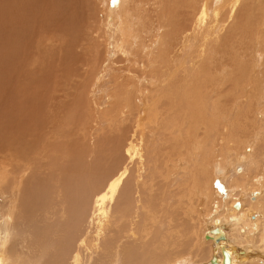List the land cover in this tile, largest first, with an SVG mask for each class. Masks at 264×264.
I'll use <instances>...</instances> for the list:
<instances>
[{
  "label": "bare ground",
  "instance_id": "6f19581e",
  "mask_svg": "<svg viewBox=\"0 0 264 264\" xmlns=\"http://www.w3.org/2000/svg\"><path fill=\"white\" fill-rule=\"evenodd\" d=\"M190 1L192 3V0ZM224 1L215 0L216 4L211 5L209 0H204L199 11L195 9L194 3L188 4L189 6L193 5L192 9L198 23L193 29H184V33L194 36L200 25L204 24L201 31L206 45L197 47L191 43L189 36H181V38L190 45V49L195 53L194 58L199 57L201 63L208 58L210 50H219L224 45L221 40L222 35L229 29L232 30L230 34L238 31L237 22L243 20H238L239 16L236 14L241 0H227L229 6L226 13L217 10L220 4L223 6ZM247 1H251L252 4L254 0ZM77 2V0H0V14L6 15L7 22V31L0 34V40L5 39L3 40L5 44L0 43V48L3 49L1 46H6V44L8 47V50L5 49V53L1 52L0 54H5V57L8 56L7 59L11 67L14 64L20 65L24 61V64H27L26 62L31 58L35 59L38 57L37 54H40L44 48L49 47L47 43L50 42V48L56 45L55 53H58L57 56L53 55L58 58L53 68L56 70L58 65L61 66V68H58V66L55 71L58 75H60L59 73L62 68L64 69V66L68 67L70 65L71 56L74 54L72 57H75L76 53L79 52V56L76 57L78 61H75L78 64L76 67L74 66V72L78 73L82 69L87 75L94 73L95 75H92L98 76L96 77L98 82L100 81L99 78L102 77V70L103 73L107 72V74L116 73L118 75L108 76L112 77L111 79L114 81L112 85L119 86L115 90L118 101L117 107L112 110L109 109L107 113L101 115V118L98 116L93 118L96 123H108L110 131L106 134L102 130L104 132L101 134L98 143H103V146L96 145V147L90 149V151L95 152V155L86 151L87 156L83 154V151L87 148L82 147L78 150V146L72 142L75 136L74 131L71 132V130H74L75 124V120H73L75 108H69V104H71L69 102L66 106L62 102L63 107L67 110L62 109L61 105L58 106V102L61 104L59 99L63 97V94L61 95L59 90L55 91V96L54 93H50L53 90L50 87L51 81H47L48 83L35 89L23 90L16 100L14 99L16 97L13 98V101H10L12 99L10 98L11 95L9 96L11 91H8L6 101V96L1 99L0 95V104L2 108L5 106L4 115L0 112V264H187L191 260L189 254L199 255L202 261L206 260L198 264H211L214 255L219 263L223 262L224 249L230 255L231 264H251L256 259H260L261 264H264V254L259 251V249L264 251V170L262 169L264 150L261 149L262 152L257 154L252 145L247 147L244 145L245 149H240L237 152L238 159L235 160L238 162H235L233 167L229 168L230 172L227 171V175H221L220 164L217 167L215 166L219 168V171L217 170L218 174L220 173L219 178L215 180L218 184V188H216L219 191V194L218 191L215 194L216 196L219 195L217 197L220 201L217 198L218 201L215 206L212 207L210 204L212 207L211 212L205 218L203 216L205 225H202L205 227L204 229L201 228L202 233H197L194 236L190 234V229L186 225L187 221L179 217V214H171L172 216L168 217L170 219L166 217L165 213H162L163 218L157 216L156 202L158 196L155 191L158 183L154 181L153 177L155 170L161 168L162 159L159 158L161 149H165L168 142L171 143L168 145L170 149L178 145L179 143H175L174 140L179 141V138L174 137L183 134L184 130L188 131L187 125H190L188 118H191L189 114L199 116L202 115V110L206 111L208 109L207 107L217 110L222 103H226L229 107L231 104L248 101H251V104L262 106L264 109V73L261 74L253 67L252 72L247 71L245 75L246 83L238 87L231 59L230 64H222L224 67L220 70V75L214 73L208 75L212 67L202 65H200L199 72H197L198 64L193 61L192 69L178 76V83L170 78L171 80L166 85L168 88L180 85L182 91L191 90L183 94L162 90L164 94L159 97L164 98L162 105H153V102L150 105L151 107L147 105V107L152 108V110L150 109L151 113L148 114L154 117V121H160V123L157 122L160 126L165 124L163 131L166 134L158 136V140L148 137L150 139L146 138L143 145V138L141 137V140L139 136L143 135L146 125L144 122L146 117L144 118L141 115L142 111L146 115L145 111L147 110H143L146 103L141 105L142 110L136 107V104H134L136 101H133L134 93L136 94L134 92L135 85L131 81H134L133 78L137 79L140 76V73L138 76L137 73L139 72L138 68L143 71L141 65L148 68L154 67L163 76H173L176 68L173 70V67L179 65V63L173 60L174 57H172L173 61L168 63L170 55V53L168 55V51L171 45L169 41L172 40L176 32H179L180 26L176 16H178L180 7L177 10L175 8L176 11L170 14L171 8L167 12L164 5H161L164 6L161 10H158L159 3L156 4L157 8L154 5L155 10H157V20L160 17L167 26H174V29L171 28L174 33L167 31L164 36L163 33L160 34L162 36H159L157 40L160 53L154 55L153 46L145 45L143 52V49L140 50V46L138 50L132 49L127 40L128 37H131L136 41L139 36L136 26H145V23L152 20V17L146 16L145 19L143 13L141 15L140 10H143L141 4H137L138 2L136 3L135 0H110L109 9H107L109 13L107 15L104 13L106 17H104L105 23L103 26L107 27L105 28L108 29L107 34L110 33L107 39L111 38L114 52L108 51L110 49L107 48L108 41L106 44V41L100 40V36H103L106 31L103 30L104 33L100 31V35L96 28V30L91 28V30L93 29L92 33L96 34V38H92L95 41L94 46H96V49H94L93 59L90 60L88 55L85 56L88 53L87 49L84 51L85 41L83 39L87 35L86 33L79 35L78 26L83 24L84 17L80 13L81 10L78 11L80 7H77ZM131 3H134V6H131ZM101 4L105 5V0H101ZM175 4L177 5V3ZM148 6L150 7L151 4ZM144 8H146V12H151V8ZM185 9L189 12L188 6H185ZM90 18L94 17L91 16ZM113 20H119V22L116 21L117 25L111 22ZM92 21L94 22L93 19ZM94 23H97V20ZM243 24L247 25L248 23ZM258 25V36H254L258 37L257 39H260V42L263 40V45L264 20ZM116 26L119 27L116 28ZM210 27L213 30L205 33L206 29H210ZM162 28L165 27L162 26ZM116 29H119V32ZM249 34L252 35V32ZM54 35L55 39L53 40L51 36ZM78 35L79 37L83 36V39H80ZM251 38L253 39V37ZM87 44V46H90L91 42L90 45ZM101 47L106 53H112L111 56L113 57L115 52L123 56H132V63L128 61V64L126 63L125 67H122L121 64L115 63L116 59L111 60L110 55L101 54ZM146 48H148V51ZM179 54L181 55V53ZM215 54L218 56V53ZM80 57L83 61H79ZM137 57L138 60L144 61V63L140 64L136 60ZM178 62L181 66L183 62L186 63L182 59H179ZM24 64L22 66L27 72V67ZM114 64L116 65L114 66ZM50 65L52 64L50 63ZM39 68H42V66H39ZM229 68L231 70L229 76L222 78L221 76L224 77ZM45 69L47 68L45 67ZM90 70L92 72H89ZM22 73L25 76L24 71ZM175 74L179 75V73ZM17 76H19L18 78L22 77L16 73L15 77ZM29 76L31 77L30 80L36 77L30 74ZM41 76L43 79L44 76L49 79L47 70ZM61 76H58L59 79L62 78ZM73 76L75 79L78 77L77 74ZM30 77L25 79L23 77L20 80L17 79V81L20 82L23 79L26 82L25 80ZM146 77H139L138 83H141ZM75 79L74 81H76ZM53 81H56V79ZM88 81L90 82V80ZM19 82L18 84H25ZM35 82L37 81L35 80ZM18 84L13 83L11 86L14 88ZM109 85L111 84L109 83ZM56 92L58 95H56ZM137 92L140 94L141 89L137 88ZM105 93L103 104L109 102V98H111V96H108L109 92ZM11 94L13 93L11 92ZM111 94L113 95V93ZM163 105L165 107H162ZM134 110H138V115L135 116L136 119L133 118V114H137ZM62 112H64L63 115ZM209 113L207 112V115L210 118ZM202 116L204 117V115ZM227 117V121L231 123L233 113L228 114ZM93 119L90 121L91 123ZM218 121L215 123V130L210 126L212 130L216 131V134L221 131L220 123L222 119L219 117ZM97 125L95 127H98ZM101 125L104 126V124ZM230 134L231 131L227 134V139ZM65 140H67L66 143ZM194 140L196 141L195 138ZM261 140L264 147V136L261 137ZM157 141L158 143L155 144ZM201 141L203 143V140ZM196 142V145L199 144V141ZM200 146L199 148L203 147ZM168 147L166 148L168 149ZM146 149L151 150L150 154ZM211 151L210 156L213 153ZM224 154L221 153V155ZM192 155H194V152ZM191 157L193 158V156ZM166 158L168 161L169 158ZM166 158H164L165 162ZM146 171H149L147 175L144 174ZM167 176H169L167 172L161 174L162 183H164V178H167ZM201 181L203 182L204 179ZM157 188L160 189L161 187L158 186ZM162 190L164 191V189ZM205 191L207 192V189ZM164 192L162 193L163 197ZM211 193L214 194V192ZM212 194L210 195L212 196ZM216 196L213 195L215 199ZM162 199H159V202ZM208 202L211 201L208 200ZM236 204H239V206H236ZM158 208L160 209V207ZM180 219L181 222H179ZM162 224L172 230L168 232ZM217 227L221 230L220 234L222 236L212 232V229ZM204 246H208L207 249L211 248V251L208 250L209 252H207ZM191 250H195V252L193 253Z\"/></svg>",
  "mask_w": 264,
  "mask_h": 264
},
{
  "label": "rangeland",
  "instance_id": "374dc122",
  "mask_svg": "<svg viewBox=\"0 0 264 264\" xmlns=\"http://www.w3.org/2000/svg\"><path fill=\"white\" fill-rule=\"evenodd\" d=\"M77 1H78L76 3L77 7H80V8H78V11L81 10L80 13L84 17L83 18V24H81V26H78L79 27L78 30H79V33H80V34L79 33L78 34L82 35L83 33L84 34L86 33V35H87V36L84 35V36H86V37H84V39H83V36L79 37V35H78V37L80 39L82 38L83 41L86 42V44L84 42V45H85L84 51H86V49H87L88 53L85 56L88 55L89 59L92 60L93 57H94L93 54L95 52L94 49H96V46H94L95 41H94V39H92L93 37L96 38V34L92 33L93 29L91 30V28H94V30L97 29V31L99 32L100 35H101V33H104L103 30L106 31V33H104L105 37H104V35L103 36L101 35L100 36V40L101 41H106V44H107V41H108L109 42L108 46L107 45L106 46H107V48H110V49H108V51L112 52L114 50V48H113L114 45L112 44L111 38L107 39L108 34H110V33L107 34L108 29L106 30L105 28H107V27L103 26L104 23H105L104 22L105 21L104 17H106L107 13H109V11L107 9H109L110 0H105V5L101 4V0H77ZM155 1H156V3H154ZM158 1H160V2H158ZM135 2L136 3L138 2L137 4H141V7L143 8V10H140L141 11V15L143 13V16L145 17V19H146V16L147 17L150 16V17H152V20L148 21V23L146 22L145 26H143V25H137L136 26V28L139 31V36L137 37L136 41H134L131 37L127 38L131 48L135 49V50H138V47L140 46V50H142L145 45L149 44V46H153L154 47V55H158L160 53V51H159L160 46L157 44V40L159 39V36H162V35L164 36V33L166 34L167 31H169L170 33H174L171 30V28L174 29V26H172V27L171 26H167L166 23L162 22V19L160 17L157 20V10H155L157 8L156 4L159 3L158 10H161L165 6L167 12H169L168 10L171 8L170 9V12H171L170 14H173V11H176L177 8L180 7V9L178 11V16H176V19H177V22L179 23L180 28H179V32H176L177 35L174 34L172 40L169 41V44H171L170 45L171 48L169 47V51H168V55L170 53V55L168 57V63H171L174 60V61H177V63H179V65H180V62H178L179 59H182L183 61L184 60L186 61V63L183 62L182 66L181 65L179 66L177 64V66L173 67V70H174L175 67L176 68L174 70L173 76H171V77H169L168 75H164V76L161 75V72L158 69H156V68L154 69V67L153 68H148V67H144L143 66L144 67L143 68L142 65H141V68H142L143 71H141V69L138 68L139 72L137 73V76L140 73V76H139L140 78L146 77V76L147 77L144 80H142L141 83H138L139 82V80H138L139 77L137 79H134V78L132 79L134 81H131V83L133 85H135L138 89L139 88L141 89V92H140L141 95H140L137 92V88L134 86L135 90L134 89L133 90H134V92H136V94L134 93V96H133L135 98V99L133 98V101H136L134 104H136V107H138L140 110H142L143 108H141V105L143 103H146L145 104L146 106H144V109H143V110H147V111H145L146 115L144 114V111H142V113H141V115H143L144 118L146 117L144 119V122L146 123V125L144 127L143 135L139 136L140 139H141V137L143 138V140L141 139L143 145H144V140L146 138H148V137L155 138V139L158 140V136H161V135L164 136V134H166L163 131V128H164L165 124H163V126H160V124H157V122L160 123V121H157V120L154 121V117H152V116H150L148 114V113H151L150 109L152 110V108H150L151 107L150 106L151 103L153 102V105H159V106L162 105V102L164 101V98H159L162 94H164V93H162V90H169V91L178 92V93H181V94L191 90V89H188L186 91H182L180 89V85L178 87H174V88H168V86H166V85H167V82H169L171 79H173L174 82L178 83L179 82V77L178 76H180L181 74H184L186 71L191 70L193 61H196L197 64H198V67L196 68L197 72H199L200 65H202V66H208L209 68L212 67L210 69L211 71H209L210 74H208V75H211V73L212 74L214 73L215 75H220V70L222 69V67H224L223 65H225V63H229L230 64V59H231L232 64H233L232 67L234 68L235 75L237 77V86L238 87L240 85H244L246 83L245 82V75H246L247 71L252 72V68L253 67L255 68V70L259 71L261 74L264 73L263 72L264 71V61H263L264 60V47H263L264 43L262 45L263 40H261V42H260V39H257L258 37H255L256 35L258 36V34H257L258 33V26H259L258 24H260L264 20V0H256V1L254 0L252 2V4H251V1L249 2L247 0H241V2L239 3V5L237 7V13L236 14H238V16H239L238 20L243 19L242 20V21H244L243 23H246V24L248 23V24L245 25V24L242 23V21H240V22L238 21L237 22L238 23V26H237V28H238L237 30L238 31H235L232 34H230L232 30L231 29L227 30L228 33L227 32L224 33L222 35V37H221V40L224 42V45H222L219 50L218 49L210 50V52L208 54L209 55L208 58H206L202 63H201V59L199 57L198 58H194V54L195 53L190 49V45L187 42H185L183 40V38H181V36L182 37L189 36V35H186V33H184V29H193L194 27H196L198 21L195 18V12H193V9H192L193 7L192 6L194 5L195 9L197 11H199V9L202 7V3L204 2V0H192V3H194L192 6L188 5V4H192L190 0H171V1L170 0L169 1L165 0V2H164V0H135ZM175 3H177V5ZM209 3L211 5L216 4L215 0H209ZM133 4L131 3V6ZM149 4H151L152 7L151 6L149 7L148 6ZM253 4H255V5H253ZM154 5L156 6V8H155ZM161 5H164V6H161ZM171 5H173V6H171ZM185 6H188L189 12L185 9ZM228 6H229V2L227 0H225L223 2V6H221V4H220V6H219V8H217V10L222 11L223 13H226L228 11ZM240 6H241V8H240ZM144 7H147L149 9L151 8V10H150L151 12H149V11L146 12L145 11L146 8H144ZM260 7H261V9H260ZM175 8H176V10H175ZM244 8L246 9V12H245ZM259 9H260V11H259ZM253 10H254V13H253ZM244 13H245V15H244ZM260 13H261V15H260ZM2 14H0V32H1L0 34H3V33H5L7 31L6 15L3 16ZM91 16L94 17V18H90ZM251 16H253V17H251ZM92 19L94 20V22L97 20V23H94L92 21ZM116 21L119 22V20H115V21L113 20L111 22H113L114 25H117ZM145 21H147V20H145ZM251 22H253V23H251ZM239 23H241V24L239 25ZM203 25L204 24L200 25L199 29L197 30V32H196V34L194 36H189L190 39H191V43L193 45L197 46V47H203V46L206 45V43L204 42V35H202V31H201V27ZM162 26H164L165 28H162ZM98 27H100V28H98ZM117 27H119V26H116V28ZM159 27H160V29H159ZM231 27H232V25H231ZM256 27H257V29H256ZM242 28L245 29V30L242 31L243 30ZM250 28H251V30H250ZM252 28H253V31H252ZM3 30H5V31L3 32ZM118 30L119 29H116V31H118ZM210 30H213V28L210 27V29H206L205 33H207ZM255 30H256V32H255ZM100 31H101V33H100ZM148 31H149V33L147 34ZM159 31H160V33H159ZM247 31L252 32L253 36L251 34H249L250 32L247 33ZM244 32H246V33H244ZM157 33H159V34H157ZM161 33H163V34L160 35ZM241 34H242V36H241ZM246 35H247V37H246ZM248 36H249V38H248ZM87 37L88 38L90 37V38L88 39ZM251 37H253V39ZM51 38L54 40L55 39V35L51 36ZM79 38H77V39H79ZM116 38L118 39L117 35H116ZM3 40H5V39L0 40L1 44H5L3 42ZM228 41H230V42H228ZM90 42H91V45H90ZM248 42H249L250 45L248 44ZM87 43H89L91 48H90V46H87L88 45ZM254 43H255V45H254ZM47 44L49 45V47L48 48H44L43 51L40 54H37L38 57H36L35 59L31 58L30 60H28V62H26L27 64H24V62H25L24 61L20 65L19 64H17V65L14 64L11 67V65L9 64V60L7 59L8 56L5 57V54H3V55L0 54V93L5 92L4 94H6V95H4L3 93L0 94L1 95V99H4V97L6 96L5 97V101H6V99L8 98L7 97L8 93H9L8 91H11L13 94H11V92L9 93V96L11 95L10 98H12V99L9 98L10 101L11 100L13 101L14 99L16 100L18 98L19 93L21 95V92H23V90L29 89V88L30 89H35V88H38L39 86H41V85H43L45 83H48L47 81H51V83L50 82L49 83H50L51 89H53V90H51L50 93H54V96H55V91L59 90V93L61 95L63 94L62 95L63 97H60V99H59L61 104L58 102V104H59L58 106L61 105V108L65 109L63 107V104H65L64 106H66V104L69 102V103H71V104H69L70 105L69 108H72V107L75 108V114H74V117H73L74 118L73 120H75L74 130H71V132L74 131V133H75V136L73 135L74 136V141L72 140L73 144L78 146V150H80V148H82V147L87 148L85 151H83V154L85 156H87L86 155V151H88V153H90L92 155H95V152L90 151V149H92L93 147H96V145H98L100 147L103 146V143H98V140H99V138L101 137V134L104 131L106 132V134L109 133L108 131H110V126L108 125V123H96L93 118L94 117L96 118L97 116L99 118H101L102 117L101 115L107 113V111L109 109L112 110V109H114V107H117L116 104H117L118 101H117L115 90H117L116 88H119V86L115 87L114 85H112L114 81L111 79L112 77H109L110 75L114 76V74H116V73L107 74V72L103 73L104 71L102 70V74H103V75L101 74V76H102L101 78L102 79L99 78L100 81L98 82V78H96L98 76L95 77L94 73H92L94 75H92L90 73L92 75L90 77V74L87 75V73L85 71H82V69L78 73L74 72L75 67L78 64V63L77 64L75 63V61L77 60L76 57L79 56V54H78L79 52H78V53H76L77 55H75V57H72V56H74V54L71 56L70 59H72V60L70 61V65L71 66L70 65L68 66L69 69H67L68 67L64 66V69L62 68V71L59 73L60 75H58L55 71L57 70V67L59 65L56 67V70H55V68H53V65L56 63V61H58V58L55 57V56L58 55V53H55V50H56L55 46L56 45H54L52 48H50L51 43L48 42ZM109 44L111 45L110 47H109ZM175 44H176V46H175ZM220 44H221V42H220ZM1 47L4 50L0 48V53L1 52L5 53V49L8 50L7 44H6V46L3 45ZM173 47H174L175 50L173 49ZM101 48H102V49H100L101 50V54H104V55L108 54V55L111 56L112 53H110V52L106 53V51H103V47H101ZM53 49H54V51H53ZM146 49L148 51V48H146ZM143 52H144V49H143ZM179 53H181V55ZM215 53H218V56ZM54 54H55V56H53ZM115 55H114V57L111 56L109 58H111V60H115L116 59L115 63L121 64L122 67H125V64L128 61H129V63H132V56H123L122 54L116 53V52H115ZM172 55H174V56H172ZM172 57H174L175 59L172 60ZM54 58H55V60H54ZM56 58H57V60H56ZM73 58H75V59H73ZM124 58H126V59H124ZM81 59H79V61H83V59L82 60ZM136 60L139 61L140 64L144 63V61L138 60V57H137ZM219 61H221V62H219ZM50 63L52 65H50ZM23 64L25 65V67H27L26 68L27 72H25V70H24L25 68H24V66H22ZM210 64L211 65L213 64V65L211 66ZM115 65L116 64H114V66ZM28 66L31 67V68H29ZM39 66L40 67L42 66V68H39ZM45 67L47 69H45ZM70 67L71 68L74 67V68L71 70ZM19 68H20V72H19ZM58 68H61V66H59ZM46 70H47V74H49V76H47V77H49V79H46L45 76H44V79H43L42 76H41V75H43L44 71H46ZM63 70H65V71L63 72ZM69 70H70V72H69ZM217 70H219V71H217ZM23 71H24V75L25 76L22 75ZM182 71H183V73H182ZM15 72L18 73L20 76H22L21 78L24 77L23 79L30 77L29 74L31 76H36V77H34L35 79H33V80L34 81L36 80L37 82L34 83L33 80H30L31 77L29 79H26L25 80L26 82H24L23 79H22L23 81L21 80L19 82V81H17V79L20 80L21 78H18L19 76L15 77L16 76ZM89 72H92V71L90 70ZM230 72H231V70L229 68L227 74H225L224 77L223 76H221V77L222 78H227L229 76ZM61 73H63L62 76H61ZM175 73H179V75H177ZM239 73H240V75H239ZM72 74L73 75L77 74L78 75V77H76L77 79H75V77ZM116 75H118V74H116ZM58 76L59 77L61 76L62 78L59 79ZM69 77H70V79H72V78L73 79L70 80ZM79 77H80V79H79ZM38 78H41V79H38ZM52 78H53V80L56 79V81H53ZM13 79H15V80H13ZM74 79L76 81H74ZM87 79L90 80L91 83ZM94 79H95V81H94ZM42 80H44V81H42ZM108 80H110L111 82L108 81ZM145 80H147V81H145ZM27 81L29 82L28 84H27ZM18 82L19 83L23 82L25 84H18ZM13 83L16 84V85L18 84V86L19 85H21V86L23 85V86L22 87L20 86L21 88L18 87V86L13 88V86H11V85H13ZM109 83L111 85H109ZM108 85L111 86V87H109ZM169 85L171 86L170 83H169ZM176 85H178V84H176ZM25 87H27V88H25ZM103 88H104L105 91L103 90ZM13 89H15L14 90L15 92L13 91ZM16 89H17V92H18L17 95H16ZM20 89H21V91H19ZM105 92H107V93L109 92L108 96L109 97L111 96L112 99L109 98V102H106V104H103V101L105 99L104 97L106 96ZM111 93H113L114 96ZM56 95H58L57 92H56ZM69 95H71V96H69ZM156 95H159V96H156ZM82 96H84V97H82ZM14 97H16V98H14ZM64 101H65V103H64ZM160 101H161V103H159ZM62 102H63V104H62ZM147 105L150 106V107H147ZM230 106L228 107V105L226 103L225 104L222 103L217 110H213V109L207 107L208 109L206 108L207 109L206 111L202 110V115H204V117L202 115L194 116L192 114H189L191 116V118H188L189 121H190V125H187L188 131L184 130L183 134L176 135L174 137V138H179V141H175L174 140L175 143H179V144L174 146V147H171V149H170L168 147V145L171 144V143L168 142L166 144V147H168V149L166 147H165V149L164 148L161 149V154H159V158L162 159L161 168L156 169L155 173H154V176H153L154 177V181H156L158 183L157 187L158 186L161 187L160 189L156 187V191H155V193L158 196V197L156 196L157 200H158V201L156 200L157 201L156 202V209H157L156 211H158L157 216H160V218H163V214L162 213H165L166 217L168 218V217L172 216L171 214H173V215L174 214H176V215L179 214L180 215L179 217H181L184 221H187L186 225L189 227L190 234H192L193 236L195 234H197V233L198 234H200V232L202 233V229L201 228L203 227V229H204V227H205L204 226L205 225L204 218L206 217V215H208L211 212L212 207L215 206V204L219 200V198H218L219 195H217L218 196L217 197L216 194H215V192L218 191V189H217L218 188V184H216L217 182L215 180L217 178H219V176H220L219 175L220 173L218 174L219 168H216V167L220 164L221 173H222L221 175H227L228 174L227 171H229V168L233 167L235 162L236 163L238 162L235 159H238L237 152H239L240 149L244 150L245 147H247L248 145H252L253 149H255V152L257 154H260L262 152V150H264L263 141L261 140V137L264 136V109H263V107L262 106H258L256 104L254 105L253 103L251 104V101L240 103V104L238 103V104H234V105L231 104ZM162 107H165V105H163ZM233 107H235V108H233ZM1 108H2V105L0 104V112L2 113V115H4L5 106H3V108H2L3 110ZM65 110H67V109H65ZM135 111L137 112L138 110H134V112ZM207 112H210L209 113L211 115L210 118L207 115ZM63 113L64 112H62V115H63ZM231 113H233V120H232L231 123H229V121H227L228 120L227 115L231 114ZM137 115H138V112H137V114H133V118L136 119L137 117H135V116H137ZM255 115H257V116H255ZM219 117L222 119V122L220 123L221 124V131H219V134L218 133L216 134V131H214L215 130V123L219 122L218 121ZM92 119H93L92 123H94V124H92L90 122ZM216 119H217V121H215ZM99 121H101V120H99ZM258 122H259V124H258ZM97 124H99V125H97ZM101 124H104V126L101 125ZM95 125H97L98 127H95ZM102 126L104 127V129H102L103 128ZM193 126L196 129H194ZM210 126L214 130H212L210 128ZM3 128H5V126H3ZM102 130H104V131H102ZM100 131H102V132H100ZM210 131H212L213 133L210 132ZM230 131H231V134L228 136V139H227L226 138L227 134ZM200 132H201V135H200ZM202 132L205 135L206 134L207 135L205 136ZM97 133H98V135H97ZM221 133H223V134H221ZM256 134H257V136H256ZM107 136L110 137L111 135H107ZM256 137H259V138H256ZM150 138H148V139H150ZM192 138H193V140H192ZM194 138L196 139V141H199V144H197V145L195 144L196 141L194 140ZM191 140H192V142H191ZM201 140H203V143H202ZM66 141L67 140H65V143H66ZM193 142H194V144L192 145ZM156 143H158V141L155 142V144ZM196 143H198V142H196ZM200 144L203 147H201ZM212 145H213V148H212ZM244 145H245V147H243ZM199 146L201 148H199ZM254 146H256V148H254ZM202 148H203V150H202ZM259 148H260V150H259ZM200 149H201V151H199ZM163 150H165V151H163ZM192 150L194 152V155H192L193 154ZM150 151L147 150V152L149 154H150ZM210 151L213 152V153H211L212 154L211 156L209 155ZM190 152H191V154H189ZM221 153H223V154L225 153V154L221 155ZM233 153L234 154L236 153V154L234 155ZM231 155L232 156L234 155V156L232 157ZM191 156H193V158ZM222 156H225V157H222ZM166 157L169 158L168 161H167ZM195 157H196V159H195ZM164 158H166V162H165ZM167 163H169V164L167 165ZM162 164L164 165V167H163ZM224 164H225V166L227 165L226 168H225ZM213 167H214V169H213ZM201 169H202V171H201ZM262 169L264 170V162L262 163ZM148 172L149 171H146L144 174L147 175ZM163 172H167V174L169 175V176H167V178H164L165 179V181H163L164 183H162V181H161V180H163L162 177H161V174ZM171 172H173L174 174L171 173ZM203 179H204V181L202 182L201 180H203ZM166 182H168L167 183L168 185L166 184ZM252 188L254 189V186ZM162 189H164L165 192ZM206 189H207V192L205 191ZM208 190H210V191H208ZM157 191H161V192H157ZM163 192H164V197H163V194H162ZM211 192H214V194H212ZM160 193H161V195H160ZM210 194H212V196ZM218 194H219V191H218ZM194 195H195V197H194ZM213 195H214V197L216 196V199L213 197ZM217 198H218V200H217ZM159 199L160 200L162 199V201L159 202ZM169 200H170V203H169ZM174 200H176V201L178 200V201L176 202ZM208 200H210L211 202H208ZM251 200L253 201V199H251ZM214 201H216V202H214ZM210 204L212 205V207H211ZM158 207H160V209ZM182 213H184V214H182ZM161 214H162V216H161ZM203 216H204V218H203ZM168 219H170V218H168ZM179 222H181V219L179 220ZM202 224H204V225H202ZM162 226L164 227V229H167L168 232H170L172 230V229H168L165 226V224H162ZM195 229H196V231H194ZM207 247L208 246H206V247L204 246V249L206 250ZM208 250L211 251V248L210 249L208 248L206 251L209 252ZM259 251L263 252L262 254H264L263 250L259 249ZM191 252L194 253L195 250L194 251L191 250ZM194 255L195 254H189L188 255L189 259H191V260H189L187 264H198L199 262H205L206 261V260L202 261V259L200 258L201 256H199V255H195L194 256ZM258 261H260L259 264H261V260L260 259L254 260L253 263H251V264H258Z\"/></svg>",
  "mask_w": 264,
  "mask_h": 264
},
{
  "label": "water",
  "instance_id": "95a60500",
  "mask_svg": "<svg viewBox=\"0 0 264 264\" xmlns=\"http://www.w3.org/2000/svg\"><path fill=\"white\" fill-rule=\"evenodd\" d=\"M236 206H239V204H236ZM212 232L216 235H219L221 230L217 227V228H214L212 229ZM222 236V234H220ZM207 238L209 236H206ZM223 262L222 263H219L217 257L214 255L211 259V264H231V261H230V255L228 254V252L224 249L223 250Z\"/></svg>",
  "mask_w": 264,
  "mask_h": 264
}]
</instances>
